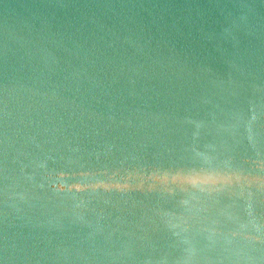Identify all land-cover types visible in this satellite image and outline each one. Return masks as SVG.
<instances>
[{
	"label": "water",
	"instance_id": "1",
	"mask_svg": "<svg viewBox=\"0 0 264 264\" xmlns=\"http://www.w3.org/2000/svg\"><path fill=\"white\" fill-rule=\"evenodd\" d=\"M0 264H264V0H0Z\"/></svg>",
	"mask_w": 264,
	"mask_h": 264
}]
</instances>
